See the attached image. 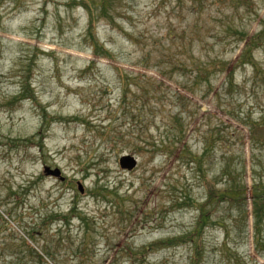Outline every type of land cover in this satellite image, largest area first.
<instances>
[{
	"label": "rangeland",
	"instance_id": "obj_1",
	"mask_svg": "<svg viewBox=\"0 0 264 264\" xmlns=\"http://www.w3.org/2000/svg\"><path fill=\"white\" fill-rule=\"evenodd\" d=\"M261 198L264 0H0V264H264Z\"/></svg>",
	"mask_w": 264,
	"mask_h": 264
},
{
	"label": "trees",
	"instance_id": "obj_2",
	"mask_svg": "<svg viewBox=\"0 0 264 264\" xmlns=\"http://www.w3.org/2000/svg\"><path fill=\"white\" fill-rule=\"evenodd\" d=\"M254 39H248V41L246 42L245 46H244V50L242 51V54L239 56V59L238 61H240L242 64L244 63V61H248L250 59V57L252 56V52L253 50L256 48V45H257V41H258V38L255 40ZM225 62L224 61H220L219 64H221L222 66H224ZM232 74V72H230V75ZM230 76L228 75V78ZM175 138V137H174ZM260 203L263 204L264 203V198H261L259 199ZM199 210L201 211V215L199 217V220L198 222H196V226L194 228L193 231H190L188 233H186L183 237L181 238H177V239H167L165 242H163L164 245H170V244H174L176 243L177 241H181L179 239H185L187 238L189 241H192V242H195V245H198V239H195L194 238V235L196 234H199L200 233V227H201V224H200V221L205 217V211H204V208H199ZM258 217V214L257 216ZM199 226V227H198ZM158 243H155L153 244V246H157ZM151 248V246H148V247H145V251H149Z\"/></svg>",
	"mask_w": 264,
	"mask_h": 264
},
{
	"label": "water",
	"instance_id": "obj_3",
	"mask_svg": "<svg viewBox=\"0 0 264 264\" xmlns=\"http://www.w3.org/2000/svg\"><path fill=\"white\" fill-rule=\"evenodd\" d=\"M137 159L132 155H123L120 158V166L122 169L132 171L137 166ZM45 174L48 176H55L64 180L65 178L62 176V172L59 168L52 169L50 167H45ZM80 190L83 192L82 186H80Z\"/></svg>",
	"mask_w": 264,
	"mask_h": 264
}]
</instances>
